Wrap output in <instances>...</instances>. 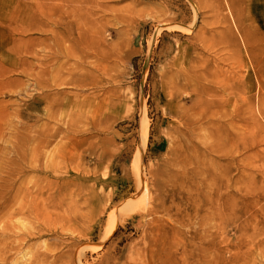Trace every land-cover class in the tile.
Instances as JSON below:
<instances>
[{
    "label": "rangeland",
    "instance_id": "374dc122",
    "mask_svg": "<svg viewBox=\"0 0 264 264\" xmlns=\"http://www.w3.org/2000/svg\"><path fill=\"white\" fill-rule=\"evenodd\" d=\"M31 1L0 0V242L31 234L7 264H220L222 252H238L239 264H262L264 151L246 153L264 144L237 151L260 137L246 128L250 113L191 109V101L177 109L164 85L177 41L190 45L204 21L222 30L214 11L200 0L188 35L162 29L155 16L171 5L190 17L188 0H36L32 10L46 26L18 33L13 16ZM187 23L177 12L174 24ZM22 62L32 70L18 72ZM217 125L225 130L216 140L221 150L210 153ZM213 160L217 173L228 161L242 172L231 191L259 195L246 224L232 201L216 211L201 193L193 202V170L202 187ZM7 226L12 234L3 232Z\"/></svg>",
    "mask_w": 264,
    "mask_h": 264
},
{
    "label": "bare ground",
    "instance_id": "6f19581e",
    "mask_svg": "<svg viewBox=\"0 0 264 264\" xmlns=\"http://www.w3.org/2000/svg\"><path fill=\"white\" fill-rule=\"evenodd\" d=\"M30 1V0H27ZM37 4L36 0H32L30 5L27 4V11L20 13L18 11L13 17L14 29L18 33H25L29 29L44 28L43 23L32 9ZM192 6V14L190 17L186 16L183 9H176L171 5H165L161 10L155 14L158 17L162 29L167 31H179L181 34H191L192 29L196 26L198 18L201 16V9L203 3L200 0H188ZM207 7L212 9L215 14L214 23L218 27H222L221 31H214L212 28H207V22L204 21L199 27L198 34L191 36V44L183 47L178 41L173 49L176 51L177 59L172 63V67L165 74V86H170L172 93L175 95V101L172 103L174 108H182L183 101H191L192 108H202L205 110L219 109V108H233L235 110H242L250 113L249 122L246 128L254 132L253 140L247 142L242 148L238 147V152L244 150L247 152L251 147L258 146L256 141H263L264 144V123L263 106H264V0H204ZM258 1V2H257ZM22 0H16L19 5ZM255 3V6H250V3ZM36 6V5H35ZM254 7V8H253ZM258 11V12H257ZM177 12L181 18L188 19L187 24L175 25L174 20ZM261 12V22H255L253 19L254 13ZM67 26L68 22L63 21L59 26ZM160 29V28H159ZM260 29V30H259ZM57 32L62 34L60 29ZM157 34V33H156ZM211 36L212 43H207L204 39ZM18 41L24 39L20 36ZM151 40L148 41L150 46ZM209 50H213L215 54L206 56ZM227 51L231 56L222 57V51ZM171 51V49H169ZM229 59L232 63L227 68H224L223 62L226 63ZM22 64H16V70L20 73H26L27 68L31 69L33 64L29 62L28 67L25 68ZM32 70V69H31ZM170 73V74H169ZM67 83V82H66ZM57 84H65L64 81ZM38 87L44 86L37 83ZM192 87V88H191ZM227 92V93H226ZM227 94L223 96V94ZM242 95V97H241ZM122 103V102H121ZM29 110L26 115L32 116L33 111L37 110L35 104L28 106ZM203 121L206 125L215 126L214 120L203 115ZM255 129V131H254ZM225 133L222 125H217L215 129L209 132V139L211 146L209 152H220L221 144L217 142L222 134ZM227 134V133H226ZM225 134V135H226ZM146 133H143L145 137ZM260 138V139H257ZM217 140V141H216ZM145 144V140L143 141ZM264 151L262 149H255L246 153V156L259 154ZM216 161L209 162L203 170L204 175L202 179V187L197 180V170H193L192 190L195 191L193 202L196 201V194H202L205 199L206 208L217 210L218 206L224 202L232 201L238 205L239 209L236 213V219L240 220V224H246L247 216L252 220L255 215L253 211L249 210V206L257 204L260 200L259 195L253 196L246 192L237 194L231 191L233 184H236L242 177L241 171L233 172V162L228 161V167L225 172L217 173L214 167ZM212 168V169H211ZM107 170H102V176H107ZM225 176V177H222ZM144 186V182H142ZM106 208V207H104ZM196 209V208H195ZM242 217V219H240ZM242 228V227H240ZM114 225L111 226L109 232L113 231ZM3 232L7 235L13 232L12 228L8 226L3 228ZM12 234V233H11ZM13 236V235H10ZM10 238V237H9ZM26 238H31L30 233H25L24 236L18 239L3 240L0 242V263L7 264L13 261L14 258L22 251V243ZM16 242V243H15ZM210 247H215V242L211 240ZM261 249H264V241L260 243ZM249 249V248H248ZM44 256V254H40ZM220 264H239V253L225 254L222 252ZM264 257V250L261 255ZM23 255H19L18 258ZM59 259L50 262L49 264H58ZM264 261V259H263ZM165 262L175 264L174 261L167 260ZM28 264H32L29 262ZM181 264H187L186 259H181ZM264 264V262H262Z\"/></svg>",
    "mask_w": 264,
    "mask_h": 264
}]
</instances>
